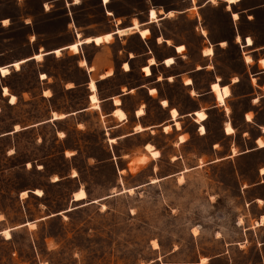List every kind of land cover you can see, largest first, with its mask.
Returning <instances> with one entry per match:
<instances>
[{"label": "rangeland", "instance_id": "374dc122", "mask_svg": "<svg viewBox=\"0 0 264 264\" xmlns=\"http://www.w3.org/2000/svg\"><path fill=\"white\" fill-rule=\"evenodd\" d=\"M74 1L0 0V65L95 38L7 79L0 132L40 124L0 138V264H264V0Z\"/></svg>", "mask_w": 264, "mask_h": 264}, {"label": "bare ground", "instance_id": "6f19581e", "mask_svg": "<svg viewBox=\"0 0 264 264\" xmlns=\"http://www.w3.org/2000/svg\"><path fill=\"white\" fill-rule=\"evenodd\" d=\"M76 1H77V0H75L74 2H76ZM211 1L213 2V0H211ZM237 1H238V0H226V2H227L228 4H230V3H236ZM103 2H104V3H107L108 0H103ZM172 13H173L172 11H168V12L165 13V14H166L165 16H171ZM108 14H110L109 11H108ZM232 17H233L234 19H236V18L238 17V15H237L236 13H232ZM148 18H149V21H154V20L157 19V12H156V10H155L154 8H150V9L148 10ZM137 28H138V25H137V24H134V25H132V26H128V27L118 28V29H116V30L114 31V33H118V34H121V35H126V34L130 33L131 30H133V29H137ZM77 36H78V34H77ZM94 39H95V38H93V37H84V38L81 39V40L78 39L74 44L67 45V46L62 47V48H57V49H54V50H52V51L45 52V53H42V52H40V53H36V54H34L32 57L25 58V59H21V60H18V61H14V62H12V63H10V64H8V65H5V66H0V74H1V76L4 77V76H6V75H8V74L10 73V70H9L10 67L13 68V70H19V69H20V65L23 64V63H25V62L28 61L29 59H36L37 56L41 57L42 55H45V54H48V53L55 54V55H60V51H61L62 49H64V48L71 47V46H73V45H78V44H81V43H89V42L93 41ZM245 42H246V45H247V46L252 45L251 38H249V37L246 38ZM222 44H223V42L221 43V45H222ZM175 51H176V50H175ZM182 52H183V51H182ZM182 52H180V53H182ZM177 53H178V52H177ZM212 53H213V50H212L211 47H206V48H204V50H203V55H205V56L211 55ZM173 62H174V60H173L172 57H167V58H165V60L163 61V64H165V66L169 67ZM122 68H123L124 71H127V70L129 69V66H128L127 62H124ZM91 69H92V68L90 67L89 70H91ZM141 70H142V68H141ZM143 74H144V73H143ZM88 88H89V90H90L91 92H95V91H96L95 82H94L93 80H89V82H88ZM3 94H4V95H9V94H7L6 91H3ZM9 100H10V101H9L10 103H14V102H15V96L11 95ZM92 107H93V108H97L98 106H97L96 104H94V105H92ZM137 114H138V115H142V114H143L142 109L137 110ZM113 115H114L116 118L120 119V120H122V119L125 118V114H124V112H123L120 108H116V109L113 111ZM62 117H64V114L57 115L56 113H53V116H52L53 119H58V118H62ZM172 125L175 126L176 129L179 128V123H178V121H173ZM170 129H171V125H169V124L163 126V131H164V132H168ZM201 129H204V127H203L202 125H199V129H198V130H199V132L202 134V133H204V131L201 132ZM15 130H16V129H15ZM135 130H136V131H141L142 128H141L139 125H136V126H135ZM112 141H113V140H112ZM145 149H146L147 151H151V150L153 149V147H152L151 145H146V146H145ZM260 173H261V174H264V168H262V169L260 170ZM54 180H57V178H55ZM35 193L38 194V195L41 194L40 190H36ZM22 194H26V192L24 191V192H22ZM72 198H73L74 201L85 199V198H86L85 191H84L83 189H78L77 191H75V192L73 193ZM0 233H1L5 238H9V237H10V233H9V230H8V229H4V230H2ZM5 233H6L7 235H5ZM154 245H155V247H157V245H156L155 242H154Z\"/></svg>", "mask_w": 264, "mask_h": 264}, {"label": "crops", "instance_id": "0c3cea01", "mask_svg": "<svg viewBox=\"0 0 264 264\" xmlns=\"http://www.w3.org/2000/svg\"><path fill=\"white\" fill-rule=\"evenodd\" d=\"M224 1V3H227L226 2V0H223ZM241 0H239L238 2H240ZM208 2H210V0H208ZM238 2H236V3H238ZM236 3H230V4H228L227 3V5H226V7L227 8H229V5H234V4H236ZM259 7H264V3H262L261 5H259L257 8H259ZM188 7H185L183 10H186ZM156 11H157V13L158 12H160L159 11V9H155ZM167 11H169V10H165V11H161V14L162 15H159L160 13H158V15H159V19H165V16H164V14H165V12H167ZM166 15V14H165ZM148 22V21H147ZM132 23V22H131ZM130 26V25H129ZM141 28V27H140ZM144 28V27H143ZM114 31V30H113ZM113 31H110V32H113ZM106 33V32H105ZM133 33H136V31H134ZM104 34V33H103ZM100 35H102V34H100ZM114 35H116V34H113V36ZM94 36H96V35H94ZM85 37H87V36H85ZM247 37H249V36H247ZM247 37H245V39L247 38ZM164 40H168V39H164ZM89 44H92V43H89ZM83 45V44H82ZM101 45V44H100ZM97 46H99V45H97ZM80 48V47H79ZM29 58V57H28ZM154 64H155V62H154ZM154 64H152V65H154ZM8 65V64H7ZM152 65H150V66H152ZM0 66H5V65H0ZM10 69H11V67H10ZM93 70V69H92ZM12 71H13V69H11V72L8 74V75H6V76H1V74H0V100H6L7 101V103L9 104V105H11V106H14V105H17V103L18 102H20V100H21V92L19 93V92H16V91H14V89L7 83V79H8V77L11 75V73H12ZM91 71V70H90ZM110 77V76H109ZM107 78V77H106ZM44 79H47V77L46 78H44ZM44 79H41V80H44ZM99 79L100 80H98V81H101V80H103V79H105V78H101L100 77V75H99ZM89 81V80H88ZM98 81H94L95 82V84L98 82ZM88 83V82H87ZM264 84V83H263ZM262 84V85H263ZM88 85V84H87ZM3 86H5V87H3ZM3 89H5L7 92H8V94L9 95H4L3 94ZM150 89V88H149ZM45 90H48L49 91V89H44L43 91H42V93L40 94V95H42L43 97H48L49 95H50V91H49V95L48 96H45L44 95V91ZM97 90V89H96ZM210 92L211 93H213L212 91H211V88H210ZM89 94H90V92H89ZM89 94H88V97H89ZM11 95H13V96H15V102L14 103H10L9 101V99H10V96ZM96 96H97V94H96ZM50 97V96H49ZM113 97H115V96H112V97H110V100H112V105H113V107H112V109L109 111V112H107L106 114H109L110 116H112L113 118H115L117 121H118V123L117 124H115V125H113V127H111V129H116V128H118V127H120L121 125H123V124H125L126 122H127V117H126V111H124L123 109H121L119 106L121 105V102H120V104L119 105H114L113 104ZM117 97V96H116ZM99 100V99H98ZM120 100V99H119ZM99 103V102H98ZM92 106H90V101H89V98H88V106H85V107H83V108H81V109H79V111L80 112H83V111H86L87 109H89V108H91ZM117 107H119L123 112H124V114H125V118L124 119H122V120H120V119H118V118H116L114 115H113V111L117 108ZM162 107H167V106H163L162 105ZM169 111H170V109H169ZM0 112H1V110H0ZM56 113V112H55ZM75 113V111L74 112H66V113H58L57 112V114H64V117H62L63 119L64 118H66L68 115H72V114H74ZM79 113V112H78ZM143 113H144V111H143ZM143 115V114H142ZM194 115V114H193ZM141 115H138L137 114V110L135 111V117L136 118H139ZM62 118H58V119H53L52 117H48L47 119H45V120H43V121H41V123H49V122H52V124H56V123H58V121L60 120V119H62ZM171 120H172V117H171ZM194 120L196 121V118H194ZM198 124H199V122L198 121H196ZM22 123H13V129H9V130H7V131H4V132H0V138H2V137H6V136H8V135H11V134H15V133H18V132H20L22 129H29V128H31V127H33V125L34 124H40L39 122H37V123H32V124H29V125H22V126H19V125H21ZM136 125H139L141 128H142V130L143 129H147V128H149V126L147 127V126H142L140 123H139V121H138V123H135V125H133V130L135 131V132H137L136 130H135V126ZM15 126H17L18 128L15 130ZM263 128V127H262ZM141 130V131H142ZM148 130H150V129H148ZM169 132V131H168ZM168 132H165V133H168ZM264 132V131H263ZM130 134V132H126V133H123V134H121V135H117L116 136V138H119V137H121V136H126V135H129ZM113 138H115V137H113ZM258 138V137H257ZM261 138V137H260ZM256 140V139H255ZM154 148V147H153ZM262 148V147H261ZM72 149H73V147H72ZM156 149V148H155ZM149 153V152H148ZM150 155V154H149ZM145 156V155H144Z\"/></svg>", "mask_w": 264, "mask_h": 264}, {"label": "snow or ice", "instance_id": "6c2138e0", "mask_svg": "<svg viewBox=\"0 0 264 264\" xmlns=\"http://www.w3.org/2000/svg\"><path fill=\"white\" fill-rule=\"evenodd\" d=\"M5 23H7V21H5ZM36 59L39 60L40 57L37 56ZM262 63H264V61H262ZM145 72H147V69H145ZM225 94H227V90H225ZM45 95L47 96V95H49V93H45ZM117 103H119V101H117ZM203 131H204V129H201V132H203ZM229 131H230V129H229ZM182 139H183V138H182ZM69 155H71V154H69ZM73 175H76V173L74 172ZM154 183H155V182H154ZM5 235H7V234L5 233Z\"/></svg>", "mask_w": 264, "mask_h": 264}, {"label": "trees", "instance_id": "16d2710c", "mask_svg": "<svg viewBox=\"0 0 264 264\" xmlns=\"http://www.w3.org/2000/svg\"><path fill=\"white\" fill-rule=\"evenodd\" d=\"M91 42H94V40H93V41H91Z\"/></svg>", "mask_w": 264, "mask_h": 264}]
</instances>
